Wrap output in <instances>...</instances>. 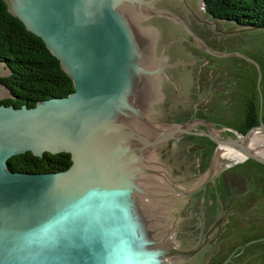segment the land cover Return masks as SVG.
I'll use <instances>...</instances> for the list:
<instances>
[{
  "label": "water",
  "instance_id": "obj_1",
  "mask_svg": "<svg viewBox=\"0 0 264 264\" xmlns=\"http://www.w3.org/2000/svg\"><path fill=\"white\" fill-rule=\"evenodd\" d=\"M158 1L4 0L7 11L58 59L73 91L32 107L0 103V264H190L229 209L223 210L216 192L222 212L203 234V194L200 239L191 247L184 226L193 213L182 211L187 199L174 204L173 198L218 175L204 180L231 151L264 164V157L242 144L250 131L264 132L262 122L240 137L224 138L212 134L207 121L164 123L156 117L162 110L156 106L163 97L159 85L167 80L180 90L164 67L185 62L167 63L169 45L182 36L160 50L161 29L149 18L171 20L207 53L230 54L208 47L179 16L155 7ZM170 1H182L200 23H215V32L264 28L238 24L239 29L219 31L216 21L229 20L198 18L201 0ZM11 74L0 61V77ZM0 96L17 99L2 82ZM183 134L233 147L203 174L180 182L186 179L182 172L158 162L153 152ZM26 151L38 158L66 152L71 165L56 172L13 171L8 159Z\"/></svg>",
  "mask_w": 264,
  "mask_h": 264
},
{
  "label": "flooded vegetation",
  "instance_id": "obj_2",
  "mask_svg": "<svg viewBox=\"0 0 264 264\" xmlns=\"http://www.w3.org/2000/svg\"><path fill=\"white\" fill-rule=\"evenodd\" d=\"M155 6L158 8L166 9L174 13L175 15L179 16L182 20H184L187 27L197 37L200 36H198L199 31L197 30L196 27L199 28L209 27L208 25H206L207 23H200L199 20L195 19L193 15L188 14V12H186L185 10H181L182 13L175 10L173 11L172 8H170L166 4H160L159 2H157ZM177 7H179V5H177ZM148 21L154 23L155 21H161V22L163 21L169 25L168 29H163L158 25L159 28L161 29L160 32L161 41L159 46L160 50H162L165 44L168 43L169 41L176 39L177 37L180 36L184 37V38L182 37L177 38L176 40L172 41L171 44L169 45V59L167 60V63L178 60L180 62L183 61L187 63V59L183 58L184 56L182 52L184 46L197 48V46L190 43V42H194L193 37L187 31L182 29L180 26H178L171 20L164 18L162 16L149 18ZM185 63L184 64L176 63V65L174 66L164 67L168 72V74L170 75V77L173 80L177 81V83L179 84L180 96L178 94L175 83H171L165 80L164 85H159L158 89L163 94V97L161 102L157 103L156 106L162 108V110H161V115L156 113V117L159 118L164 123H171V122L181 123L193 119H195L194 122H197L196 120L207 121L209 123L208 126L212 127L210 125V122L207 120V118H212L215 115H220V114L228 116V113H226L225 111L220 113L216 109L208 111L207 109L204 108L205 103L214 102L210 100V97L217 92L216 91L217 89L214 90L212 85L207 86L206 76H202L199 73V71L196 73V75L194 73V79H195L194 82L192 73L190 71V66H192L193 63L189 65ZM194 67L195 66H192L191 69H194ZM210 87H211V92H210ZM182 98H186V99L183 100ZM203 98L205 99L202 100ZM186 104H191L193 107L190 118L183 120L168 118L171 115V111L175 109L176 106H179L181 109ZM258 104H259V109H258L259 115L261 114L263 115L264 114L263 96L261 98V109H260V98L258 99ZM193 125L195 127L208 129V126L205 124L207 126L205 127L203 123H195ZM186 135L208 140L203 136H197L191 134H184L178 137L186 136ZM178 137L173 139H177ZM170 140L158 144L157 147H155L154 149L153 155L158 152L157 154L158 162L164 165L176 166L177 169L182 172V177H186V179H181L180 182L188 181L191 178L198 177L199 175H201L199 173V170L203 172L205 169L207 170V168L211 165L212 162L211 159L209 158L207 159L208 161L205 162V158H204L201 161V165H199V167L196 168L195 159L189 158L187 153L184 151L186 145L184 144L185 147H181L178 149L176 147V144L174 142H171L172 140L171 141ZM214 174L215 171L213 170L211 174H209L204 180L212 178ZM242 187H245V183L242 180H235L233 182H229L224 177L219 176L217 178H213L209 181H206L204 186L203 184H201L190 187L189 189L178 193V195L173 198L174 204L181 203L184 201V199H187L186 204L182 208V211L185 212V215H190L193 213L192 216L188 218L187 223L184 226V231L189 232L186 235V237L189 236L190 239L189 245L191 247H193L200 239L201 211L199 208V204L203 194H204L203 234L207 232V230L215 223L217 218L220 216L222 212L220 201L223 205L224 211L229 209L225 213L223 219L219 220L218 231L216 235L211 237L207 241V243H205L202 247H200V249L197 252H195L196 257L195 259H192L193 262L190 264H222L228 257L229 258L226 264H264V240L259 238L260 236L258 234V232L262 230V226H264V222L260 224L259 216H258L260 211L259 210L257 211L258 205L252 199L247 202L245 195L241 190ZM216 192L217 194H219L220 201L217 198ZM230 207L232 209H230ZM233 209L238 211L240 214H244V213L245 214L240 215ZM249 214H251L252 216H248ZM247 217H249V219H247ZM244 244L246 245L241 246Z\"/></svg>",
  "mask_w": 264,
  "mask_h": 264
},
{
  "label": "rangeland",
  "instance_id": "obj_3",
  "mask_svg": "<svg viewBox=\"0 0 264 264\" xmlns=\"http://www.w3.org/2000/svg\"><path fill=\"white\" fill-rule=\"evenodd\" d=\"M158 2L160 4H166L172 8L173 11L175 10L182 13L181 10H185L188 14L192 15L189 7L186 4L183 5L182 1L160 0ZM155 4H157V2ZM177 5H179V7H177ZM200 11L202 14H198L199 18H205L211 22L217 20L213 19L206 12L203 0H201ZM155 23L163 29L169 28L166 22L155 21ZM214 26L215 23H212L211 27H196L199 31L198 36H200L211 49L230 54L223 56L211 55V53H207L199 47L188 46H184L182 54L184 56L183 58L187 59V62L192 63L193 61L192 66H195L194 69H191L192 66H190L193 79L194 73L196 75L199 71L202 76H206L207 86L212 85L214 90L218 88L216 90L217 92L210 97V100L214 102L205 103L204 108L208 111L216 109L220 113L225 111L228 113V116L220 114L212 118H207L212 128L219 132V135L227 138L240 137L244 133L237 131L245 119L246 110L250 102H256L255 97H260V94L264 97V29L242 30L237 33H219L212 30ZM234 29H239L238 25L229 21H216V30L228 32ZM231 52L244 54L254 62ZM3 69H6V67L3 66ZM259 72L260 79L258 82ZM1 98L3 97L0 96V99ZM192 108L191 104H186L181 109L179 106H176L175 109L171 111V115L168 118L180 120L188 119L191 117ZM204 126L207 127L205 124ZM214 130L209 127L210 132H214ZM253 131L254 130L250 131V133ZM178 138L171 139L172 141H170L174 142L178 149L185 147L184 144L186 145L184 151L189 158L195 159L196 168L201 165V161L204 158L205 162L210 158L212 161L211 164H213L219 147L224 145L217 144V146L211 141L189 135ZM242 144L249 146L246 140H243ZM250 147L251 146H249V148ZM245 158L238 161L227 159L226 162L224 161L222 165L218 166V169L216 168L217 170H214L215 174L213 177L218 174L214 178L222 176L229 182L235 180L244 181L245 187H242L241 190L247 202L252 199L258 205L257 211H260L258 216L261 224L264 222V164L254 160L259 163L256 164L252 161L253 159ZM222 161L223 159L219 163ZM229 164H231V166H228ZM204 171L201 172V170H199V173L203 174ZM248 216L252 215L249 214ZM247 219H249V217H247ZM258 234L260 236L259 238H264V226H262V230L259 231Z\"/></svg>",
  "mask_w": 264,
  "mask_h": 264
},
{
  "label": "trees",
  "instance_id": "obj_4",
  "mask_svg": "<svg viewBox=\"0 0 264 264\" xmlns=\"http://www.w3.org/2000/svg\"><path fill=\"white\" fill-rule=\"evenodd\" d=\"M203 2L206 12L213 19H226L242 26L264 27V0ZM0 61L12 71L11 75L0 77V82L17 98H2L1 104L15 107L26 104L32 107L40 100L62 97L73 91V82L60 68L58 59L41 38L29 32L17 17L7 11L4 0H0ZM255 99L256 102H250L237 132L245 133L252 126L264 123V114L260 117L258 111V97ZM70 159V154L66 152H44L38 158L31 151H26L11 156L8 165L13 171L56 172L67 169L71 165Z\"/></svg>",
  "mask_w": 264,
  "mask_h": 264
},
{
  "label": "bare ground",
  "instance_id": "obj_5",
  "mask_svg": "<svg viewBox=\"0 0 264 264\" xmlns=\"http://www.w3.org/2000/svg\"><path fill=\"white\" fill-rule=\"evenodd\" d=\"M212 128V127H211ZM210 128V129H211ZM213 129V128H212ZM153 130H156V129H153ZM214 130V129H213ZM216 131V130H215ZM217 132V131H216ZM211 133L212 134H214L215 135V133L213 132V131H211ZM219 132H217V134H218ZM219 135V134H218ZM244 140H246V143L247 144H249V146H251L250 148H249V146L247 147V148H249V149H251V150H253V151H255V153L258 155L259 153V155H261V156H264V132L263 131H261V130H254L253 132H251L250 134H248V136H247V138L246 139H244ZM245 142V141H244ZM221 147H223V148H221ZM228 148H232V147H230V146H227V145H221L220 147H219V149H218V152H217V155H216V158H215V161L217 160V158L222 154V152L223 151H225L226 149H228ZM255 149V150H254ZM257 150V151H256ZM258 155V156H259ZM245 158V155L241 152V150H235V151H231V152H229L228 154H226L222 159L226 162L227 161V159H231L232 161H238V160H240V159H244ZM221 159V160H222ZM220 160V161H221ZM219 161V162H220ZM223 161V162H224ZM231 161V162H232ZM219 162H218V164H219ZM223 162H222V164H223ZM222 164H220V165H222ZM219 165V166H220ZM217 169H218V166L216 167ZM215 168V169H216ZM214 169V170H215ZM211 174V173H210ZM210 177V176H209Z\"/></svg>",
  "mask_w": 264,
  "mask_h": 264
}]
</instances>
